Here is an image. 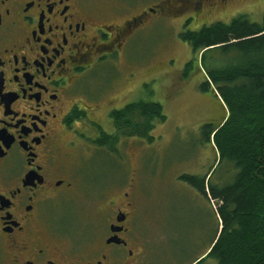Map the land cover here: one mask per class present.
Returning a JSON list of instances; mask_svg holds the SVG:
<instances>
[{
    "label": "rangeland",
    "instance_id": "374dc122",
    "mask_svg": "<svg viewBox=\"0 0 264 264\" xmlns=\"http://www.w3.org/2000/svg\"><path fill=\"white\" fill-rule=\"evenodd\" d=\"M86 1L91 6L117 8L128 18L148 6H161L158 14L149 12L134 27L115 62L91 72L95 75L91 81L102 85L93 89L99 92L95 96H103L100 102L120 98L110 108L98 102L100 110L92 118L100 130L112 133L108 113L139 99L160 103L166 118L154 122L151 140L122 137L111 150L95 144V126L87 121L74 123L73 187L49 198L44 228L82 253L95 248L104 235L99 209L103 199L98 194L105 186L114 194L116 184L133 182L132 198L138 203L133 222L143 240V264H218L207 255L218 228L217 202L208 203L179 176H202L213 166L212 181L221 185L230 181L233 169L226 165L230 163H218L215 148L202 130L204 124H220L225 108L212 90H201L205 75L179 33L215 21L228 23L239 14L261 22L264 0H228L211 10L208 0L201 7L198 0ZM8 258L0 245V264H8Z\"/></svg>",
    "mask_w": 264,
    "mask_h": 264
},
{
    "label": "flooded vegetation",
    "instance_id": "af4514ba",
    "mask_svg": "<svg viewBox=\"0 0 264 264\" xmlns=\"http://www.w3.org/2000/svg\"><path fill=\"white\" fill-rule=\"evenodd\" d=\"M227 1L208 0V9ZM116 10L86 0H0V245L8 264H143L133 182L98 194L104 235L89 251L43 226L49 198L73 187V124L87 121L98 136L99 103L120 99L100 102L92 70L115 62L134 27L161 6L129 18Z\"/></svg>",
    "mask_w": 264,
    "mask_h": 264
},
{
    "label": "trees",
    "instance_id": "16d2710c",
    "mask_svg": "<svg viewBox=\"0 0 264 264\" xmlns=\"http://www.w3.org/2000/svg\"><path fill=\"white\" fill-rule=\"evenodd\" d=\"M179 37L205 75L201 90H212L225 108L220 124L202 130L218 163L233 169L222 185L211 180L213 166L202 176H179L208 203L217 202L218 228L207 255L218 264H264V15L261 22L239 14L228 23L184 28ZM190 66L191 61L187 71ZM109 118L113 132L100 130L95 144L111 150L122 137L151 140L154 122L166 116L160 103L139 99L112 110Z\"/></svg>",
    "mask_w": 264,
    "mask_h": 264
}]
</instances>
